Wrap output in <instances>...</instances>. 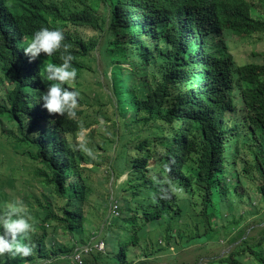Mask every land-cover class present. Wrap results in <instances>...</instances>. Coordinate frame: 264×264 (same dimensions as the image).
Instances as JSON below:
<instances>
[{
    "label": "trees",
    "instance_id": "trees-1",
    "mask_svg": "<svg viewBox=\"0 0 264 264\" xmlns=\"http://www.w3.org/2000/svg\"><path fill=\"white\" fill-rule=\"evenodd\" d=\"M253 2L264 9V0H0V124H12L23 136L0 144L7 157L0 209L19 197L37 222L33 253L23 262L52 264L71 255L78 238L92 237L91 212L97 210L67 139L89 117L76 111L75 117L55 118L39 101L47 83L44 62L62 63L63 48L31 63L23 53L26 38L42 27L63 31L77 69L78 107L87 100L82 81L96 77V50L112 69L104 76L125 133L115 121L114 135L124 143L111 166L120 175L126 169L128 180L119 198L121 216L110 225L120 229V240L114 252V232L102 236L108 244L104 257L119 264L147 262L159 251L161 236L172 251V242L182 249L206 243L220 230L217 220L240 225L256 215L242 210L244 204H264V63L238 64L226 40L264 35V20L251 16ZM88 29L96 35L83 36ZM243 152L249 160H238ZM19 157L34 167L17 165ZM170 160L185 194L152 204L150 193L158 190L153 178L167 177L163 164ZM16 173L24 178L20 184ZM248 182H255V202ZM102 206L96 219L104 222L107 203ZM243 243L207 264H245V256L264 264V234L255 245L259 251Z\"/></svg>",
    "mask_w": 264,
    "mask_h": 264
},
{
    "label": "rangeland",
    "instance_id": "rangeland-1",
    "mask_svg": "<svg viewBox=\"0 0 264 264\" xmlns=\"http://www.w3.org/2000/svg\"><path fill=\"white\" fill-rule=\"evenodd\" d=\"M253 8L251 9V16L255 19L264 20V9L259 6L256 2H253ZM82 35L85 37H90L96 35L90 29L82 30ZM227 44L229 50L232 52L235 60L238 64H263L264 63V35L254 34L252 37H242L237 35L226 36ZM97 62L94 68L97 70L96 77H89L83 82L82 94L87 100H83L80 107L76 109L78 112H84L89 118L87 123L82 125V131L80 133H75L74 135H68L67 139L71 143L72 148L75 153V161L85 170L83 174V179L92 188L93 195L91 197V202L93 205H97V210H93V214L90 218L94 228L92 237L98 236L100 239L104 240L102 236L106 235L108 232L112 233L111 226L103 228V224L108 218L111 201L118 200L126 193L123 188L126 187V182L128 180V171L125 169L120 175V169L114 170L111 162L117 159L122 150L121 146L124 142H117V137L114 135V123L116 121V128L119 130L120 135L125 133L121 124H118V117H116L114 112V97L110 88V80L105 78L104 73L108 72L109 75L112 74V69L107 70L106 63L102 57L95 51ZM81 82V80H79ZM100 82V83H99ZM75 86H77V81H75ZM237 105V102H236ZM80 118V117H79ZM82 122V120L80 119ZM99 121V122H98ZM119 127V128H118ZM135 131V130H134ZM16 138L23 140V136L12 124L6 121L0 124V144H8L10 142L9 138ZM132 139V137L130 138ZM138 141V140H137ZM134 140V142H137ZM134 145V144H133ZM129 156L135 155L134 149L128 152ZM16 164L21 165L25 163L28 166L34 167V163L28 158L19 157ZM7 157L0 152V179L4 181L7 179L6 175V163ZM249 160L250 158H245L244 152L240 153L238 160ZM154 164V161H151ZM240 168V163L237 164V169ZM17 177L18 184H20L24 178L20 177L18 173L15 174ZM31 176V174H29ZM119 175V176H118ZM249 192L253 193L250 202H255L257 194L255 192V182H248L245 187ZM3 190L0 186V191ZM33 187H30L29 192L31 193ZM32 194L39 195L40 189L33 190ZM13 196H18V192H10ZM107 203L105 210V221H99L96 219L97 215H102L104 207L103 202ZM120 203V201H119ZM59 204L62 201L59 200ZM121 206V203H120ZM252 205L244 204L242 210L256 211L255 216L247 218L242 224L234 223H224L220 220L219 231L213 236V238L206 242L194 245L189 248H179L177 245H173L174 250H168V243L162 238V236L157 240L160 245L159 251L147 262H141L137 259L132 264H207L215 259H221L232 252L237 251L240 244L243 242L244 247H254L260 237L264 234V204H256L255 208ZM38 208V206H37ZM115 219L111 221L113 223ZM237 221V220H234ZM113 228V227H112ZM158 229V228H157ZM152 232V238L155 240L157 237L158 230ZM120 229L114 232L111 238L114 243L111 244L110 250L115 249L117 240L119 239ZM71 238L70 236H68ZM91 238V237H90ZM89 234L84 235L85 240L77 241L80 244H85L89 240ZM61 241V240H60ZM102 254H97V256H92L85 264H119L115 260L106 259L104 257L107 252ZM170 247V248H171ZM256 247V246H255ZM157 249V248H156ZM255 250L259 251L260 248L256 247ZM262 250V248H261ZM115 252V250H114ZM263 253V250H262ZM7 259V258H4ZM54 260V261H53ZM245 264H253L248 257H243ZM50 259L42 260L39 264H49ZM7 264H28L23 262V259L16 258L14 260H8ZM52 264H74L70 255L60 256L59 258L52 259Z\"/></svg>",
    "mask_w": 264,
    "mask_h": 264
},
{
    "label": "clouds",
    "instance_id": "clouds-1",
    "mask_svg": "<svg viewBox=\"0 0 264 264\" xmlns=\"http://www.w3.org/2000/svg\"><path fill=\"white\" fill-rule=\"evenodd\" d=\"M244 37V36H242ZM64 33L60 29H50L49 27H42L35 31L30 40L26 38V46L23 48V53L29 58V62L35 60L43 54L46 57L53 56L57 51L63 48L60 55L62 63L56 64L46 60L43 65V72L46 78V90L39 95V101H42V107L49 115L57 117H75L76 109L79 106L80 93L75 90V81L77 77V69L73 67L72 61L74 56L70 53L71 45L64 43ZM241 65V64H240ZM71 85L72 90L64 85ZM50 123H55L51 121ZM82 128L76 133H80ZM38 134H34L36 136ZM175 164L174 160L167 161L163 164V169L167 173V177L162 179L154 177V183L158 186L157 191L150 193L152 204H158L160 201H167L173 198L174 195H184L185 189L181 182L176 180L172 175V166ZM112 202L120 203L118 200ZM121 216V212H120ZM118 217H111L108 215L104 223V227L111 225L113 219ZM36 221L31 215L26 203L19 197L12 199L3 204L0 209V264H7L8 260L16 258H27L33 253V246L31 244L32 234L36 232ZM103 241L105 248L103 251H94L84 259L94 255V253H104L106 251V242L98 236H93L85 244H76L70 258L73 263L79 264L73 260V255L76 249L87 246L90 243H99ZM7 258V259H4Z\"/></svg>",
    "mask_w": 264,
    "mask_h": 264
},
{
    "label": "built area",
    "instance_id": "built-area-1",
    "mask_svg": "<svg viewBox=\"0 0 264 264\" xmlns=\"http://www.w3.org/2000/svg\"><path fill=\"white\" fill-rule=\"evenodd\" d=\"M109 216L111 217L120 216L119 205L117 204V202H112ZM104 248H105V243L103 241L99 243H90L87 246L76 249L72 258L74 261L81 264L84 257L88 256L94 251H103Z\"/></svg>",
    "mask_w": 264,
    "mask_h": 264
}]
</instances>
